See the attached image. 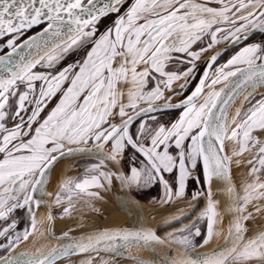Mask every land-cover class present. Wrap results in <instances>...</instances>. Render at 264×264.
<instances>
[{"label":"snow or ice","instance_id":"obj_1","mask_svg":"<svg viewBox=\"0 0 264 264\" xmlns=\"http://www.w3.org/2000/svg\"><path fill=\"white\" fill-rule=\"evenodd\" d=\"M124 3L0 0V264H120L116 257L264 264V222H255L264 213V0H133L121 12ZM111 15L114 23L101 31L98 22ZM33 26L40 31L22 38ZM221 43L226 47L214 50ZM240 44L219 62L228 46ZM71 56L77 58L60 67ZM77 155L90 158L83 178L62 176L49 191L53 167ZM126 157L130 167H121ZM242 164L246 178L237 185L231 167ZM113 181L124 210L137 208L135 195L154 185L162 204L191 201L172 221L191 215L205 197L206 204L163 237L150 227L79 238L53 232V206L68 215L76 198L99 211L89 202L102 201ZM213 183L228 197L231 246L196 251L214 235ZM34 205L47 208L40 221ZM24 209L29 219L21 231L16 212ZM204 219L207 234L199 227ZM44 220L46 229L38 227ZM45 232L57 243L24 246ZM133 244L154 255L125 251ZM155 244L178 251L169 247L161 256Z\"/></svg>","mask_w":264,"mask_h":264},{"label":"rangeland","instance_id":"obj_2","mask_svg":"<svg viewBox=\"0 0 264 264\" xmlns=\"http://www.w3.org/2000/svg\"><path fill=\"white\" fill-rule=\"evenodd\" d=\"M132 2H133V0H126L124 3V6L121 9L122 10L121 12L125 11L126 8ZM108 17H113L115 20V15L106 16V18H108ZM114 20L112 19L109 26H111L114 23ZM100 21L98 23H100ZM30 34H28V35L26 34V36H24L22 38H26ZM253 39L258 41L260 39V34L258 36L253 37ZM2 42H4V38L0 40V43H2ZM249 42H252V41H249ZM220 45L221 44L215 46V48H217ZM242 46H243V44L238 46V47H234V49L230 50L221 60H219V62L220 63L224 62L230 55L234 54V52L238 51L239 47H242ZM76 58L77 57H75V56H71L69 58H66V60L60 64V67H63L66 63L72 62ZM203 59H204V57L202 56L201 60H203ZM199 63H200V61H197V64H199ZM37 70H42V69H40L38 66ZM176 115L178 117L179 113ZM241 158L246 159L247 154L245 153L244 156ZM87 162H89V160H85V159H78V160H74V161H69L70 165L65 164L63 166L64 168L66 167L64 169L66 171H64V172L68 173L66 176H79V177L83 178L84 168L86 167ZM91 162H95V161L91 160ZM246 170H247V165H243V164L240 166L232 165L231 172H232L233 177L235 178V183L237 185H239V183L242 179L246 178V176H245ZM114 182L115 181H113V184L115 185ZM155 188H157V187H155ZM101 194L104 197V199L102 201L93 200V201L89 202L91 204H94L95 208L99 209V211H93L90 208L85 207L76 198H74V200H73L74 208L70 211V214H68V215H61L62 209H60L56 206H53L54 222L52 224H53V231L56 233V235L60 234V232L62 230L69 231V233H77V232L87 230L90 228H97V227H101V226L106 227V226H112V225H118V224L126 223L125 219L121 216L119 211L117 209H115L116 207L114 205H112V203L110 202L109 199H111V196H109V192L108 191H106V192L102 191ZM159 200H160V196H158V198H156V199L147 200V201L145 200L144 202L145 203H155L157 201L159 202ZM188 203H191V201L190 200H184V202H182L181 205H178L176 207L175 206L172 207L171 206L172 203H171L169 208H173L174 210L161 211V212L154 213L150 219L153 228L156 229L158 231V233H160L162 236H164L165 233L171 232L174 229H179L183 225L188 224L189 221H191L193 219V217L196 216L198 214V212L202 208L205 207L206 197L204 200H201L196 211L192 212L191 215L187 216L186 218L177 219L174 221L170 220L171 217H179L182 212L187 213L189 211V209L186 207V205ZM177 208L182 209V210H178ZM175 210H177V211H175ZM249 210H251V209H249ZM205 220L206 219L201 220L199 222V227L203 231L202 232L203 234L205 233V231H204L205 230ZM255 222H256V224H261L262 222H264V213H261L260 215L256 216ZM26 223H27V221L25 219L21 222H18V229L22 231L24 229V227L26 226ZM2 226H3V222L0 220V227H2ZM201 241H202V237H201ZM118 261L120 262V264H128L126 261H121V260H118Z\"/></svg>","mask_w":264,"mask_h":264},{"label":"water","instance_id":"obj_3","mask_svg":"<svg viewBox=\"0 0 264 264\" xmlns=\"http://www.w3.org/2000/svg\"><path fill=\"white\" fill-rule=\"evenodd\" d=\"M126 1V0H125ZM36 27L38 26H33V28L35 29ZM32 28V29H33ZM40 31V28L36 29L35 32H39ZM35 32L31 33L30 35H33ZM258 33V32H257ZM27 38V37H26ZM3 39L2 37H0V40ZM242 45V44H240ZM239 45V46H240ZM226 46L221 43V45L217 48H215L214 50H221V49H224ZM238 47V46H237ZM234 49V47H231V46H228L227 47V50H232ZM226 50V51H227ZM7 51V50H5ZM225 51H223L221 53V55L224 53ZM212 53L210 52L209 55H211ZM202 73V71H201ZM198 80V79H197ZM195 86V85H194ZM193 86V87H194ZM240 98V100L242 99V97H238ZM172 111V110H170ZM64 159L68 160V161H74V160H78V159H85V160H90L89 157H81V156H72V157H65ZM63 160V159H62ZM94 160V158L92 159ZM95 161V160H94ZM122 167V166H121ZM52 175V173H51ZM50 179H51V176H50ZM115 185L113 184V186L111 187V189L108 190L109 192V196H111V199L112 201L114 202V204L117 206V208L123 212L125 215H126V223L124 224H118V225H112V226H106V227H97V228H90V229H87V230H83L81 232H78V233H69L70 236H75L77 238L80 237L81 234H88V233H94V232H98V231H102L103 229L105 228H116V227H122V228H132V227H136V228H140V227H150L152 228L150 225H149V222H148V219H149V216L158 208L160 207H170V204L168 205H165V204H162L160 203V200L159 202H155V203H146V207L144 206L145 202L142 201L141 199H139L138 197H134L135 200L138 202V207L137 208H132L130 206H125L127 208V210H124V208L121 206V203L120 201L117 199L118 196L122 195V192H121V189H120V186H119V183L117 181L114 182ZM213 199L218 201V205L219 207H221L222 211H223V214H224V217H227L228 218V224H227V228L225 229L226 232H225V235L223 236V238L221 239V241L217 242V243H214L212 244V246H209V247H199L197 249H195L196 251H210L212 250L213 248H216L218 245L221 246V247H228V246H231L230 242L228 244H225V237L227 235V231H228V225H229V221L231 219V216L232 214L230 213H226L225 209H226V202H227V194H221L220 192H218L217 190V184L216 183H213ZM220 187L223 188V187H226L224 185L223 182H221L220 184ZM47 189L49 191H51L49 188H48V185H47ZM207 199V198H206ZM45 200H48L49 203H50V198L48 197H45ZM34 208H37V206H33ZM39 207H42L44 209V211L46 212V216H47V208L45 206H39ZM24 219L28 222V219L29 217L27 216V209H24ZM206 222L207 220H205V230H207V225H206ZM53 223V221H52ZM45 225L44 229H46L47 227V221L45 220V222L43 223ZM53 226V224H52ZM154 229V228H153ZM204 230V231H205ZM156 234L158 236H161L163 237L160 233H158V231L156 230ZM206 234V231L205 233ZM59 234H57L58 236ZM57 243V242H55ZM54 243V244H55ZM133 245H136V244H133ZM24 246H27V247H30L29 245H24ZM142 246V245H140ZM157 252L163 256L165 255L167 252H168V249L169 247H172L173 248V251H178V249L175 248V246H170V245H167V244H164V245H160V244H155L153 245ZM144 248V247H143ZM33 249V248H32ZM34 250V249H33ZM144 250L146 251V254L145 255H142V254H136V253H132L129 248L125 249V251H129L131 252L133 255H139V256H143V257H152L154 255V253L148 251L147 249L144 248ZM219 250V249H218ZM103 254V253H102ZM117 260H121V261H126L128 264H132L131 261H128L126 258L124 257H116ZM54 264H57V262H54Z\"/></svg>","mask_w":264,"mask_h":264},{"label":"bare ground","instance_id":"obj_4","mask_svg":"<svg viewBox=\"0 0 264 264\" xmlns=\"http://www.w3.org/2000/svg\"><path fill=\"white\" fill-rule=\"evenodd\" d=\"M239 102H240V98H237L236 101L234 102V104L232 105V107L229 109V119L231 118V115L234 112L235 107L239 104ZM65 164L70 165L68 160L63 159V160H60L53 167L50 182L47 184L48 185V188L51 191L54 190V188H55V186H56L59 178L62 177V176H66L68 174V173L64 172V171H66V170H64L66 167L65 168L63 167ZM212 190H213V186H212ZM109 200L112 203V205H114L116 207L115 209H117L119 211V213L121 214V216L126 221L127 220L126 215L117 208V206L114 204V202L112 201V199H109ZM145 205L146 204H144V206ZM177 205L178 204H176V205L175 204H172L171 206L172 207H174V206L176 207ZM172 209L173 208H169V207H166V206L160 207V208L156 209L149 216V219H148L149 225L153 228L150 219H151V216L154 213L161 212V211H168V210H172ZM34 210H35V215H36L38 221H40L43 217H46V212L44 211V209L42 207L34 208ZM217 210H218L219 215L217 216L216 222L214 224V235L211 238V240L207 244L202 245V247L212 246V244L221 241V239L225 235V232H226L225 229L227 228L228 218L227 217H224V214H223V211H222L221 207L217 206ZM175 211H177V210H175ZM44 222H45V220H44ZM53 222H54V219H53ZM206 225H207V223H206ZM38 227L44 228L45 225L44 224H38ZM205 231H206V234H207V230H205ZM55 242H57V239H55V238H53L51 236H48L46 234V232H45V235L43 236V238H39V239H37L35 241H29L27 245H29L30 248L35 249V247H41V246H43V247H51ZM129 250L132 253H136V254H142V255H145L146 254V251L144 250L143 246H140V245H132L131 247H129Z\"/></svg>","mask_w":264,"mask_h":264},{"label":"flooded vegetation","instance_id":"obj_5","mask_svg":"<svg viewBox=\"0 0 264 264\" xmlns=\"http://www.w3.org/2000/svg\"><path fill=\"white\" fill-rule=\"evenodd\" d=\"M126 8V7H125ZM122 11V10H121ZM112 19L114 20V18L113 17H108V18H106V17H104V18H102V20L100 21V23H98L99 24V27H100V30H104L107 26H109L110 25V23H111V21H112ZM39 28H40V26H39ZM260 33H256L255 34V36H258ZM254 36V37H255ZM260 38H261V34H260ZM230 50H227V51H225L222 55H221V57H220V59L219 60H221L228 52H229ZM210 54V53H209ZM208 54V55H209ZM174 70V69H173ZM202 71V68L200 69V72ZM196 79H198V77L196 78ZM194 86V84L192 85V87ZM39 88V84H37V89ZM182 110V109H181ZM179 112L178 111H176V110H172V111H170L169 112V115L171 116V118L172 119H175L176 117H177V115L176 114H178ZM130 155V154H129ZM128 166V167H130V165L128 164V159H127V157L125 158V161H124V165H122V167H124V166H126V165ZM155 187H157V188H155ZM189 191H191V184L189 185ZM136 197H138L139 199H141L142 201H147V200H152V199H156V198H158V196H160V189H159V187L158 186H153V187H151L150 189H144V190H141L140 192H139V194H137V195H135ZM182 202H184V201H177V202H173L172 204H178V205H181V203ZM146 204V203H145ZM177 205V206H178ZM178 209V208H177ZM172 210H174V209H172ZM178 210H182V209H178ZM24 210H17V212H16V218L18 219V222H21V221H23L24 220V212H23ZM2 221V220H1ZM3 222V221H2Z\"/></svg>","mask_w":264,"mask_h":264},{"label":"trees","instance_id":"obj_6","mask_svg":"<svg viewBox=\"0 0 264 264\" xmlns=\"http://www.w3.org/2000/svg\"><path fill=\"white\" fill-rule=\"evenodd\" d=\"M38 28H39V26L36 27L35 29L33 28V29L29 30L27 33H25V36H26V34L28 35V34L34 32V31H36V29H38ZM5 50H7V49H4V51H5ZM201 231H202V230H201ZM202 232H203V231H202Z\"/></svg>","mask_w":264,"mask_h":264}]
</instances>
